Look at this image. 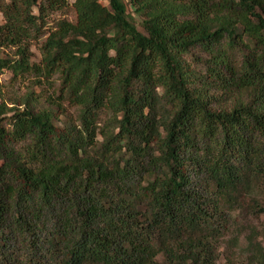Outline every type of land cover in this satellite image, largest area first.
<instances>
[{
  "label": "trees",
  "instance_id": "1",
  "mask_svg": "<svg viewBox=\"0 0 264 264\" xmlns=\"http://www.w3.org/2000/svg\"><path fill=\"white\" fill-rule=\"evenodd\" d=\"M129 1L142 30L123 0H0V75L79 108L59 129L0 87V264H264L253 225L234 257L264 216V0Z\"/></svg>",
  "mask_w": 264,
  "mask_h": 264
},
{
  "label": "rangeland",
  "instance_id": "2",
  "mask_svg": "<svg viewBox=\"0 0 264 264\" xmlns=\"http://www.w3.org/2000/svg\"><path fill=\"white\" fill-rule=\"evenodd\" d=\"M124 3L127 6V11L129 14H131L139 27L140 30L143 29L141 23H139V17L132 8L129 0H123ZM70 2H73V0H70ZM107 2V0H105ZM54 20L66 18L70 21L76 20V12L73 9V7H70L68 12H57L53 16ZM138 20V21H137ZM3 15L0 12V23H3ZM50 25L52 23H49ZM48 34H44L39 39L34 40L30 43L31 51L33 52V61L38 63L40 62L42 58V52H41V45L44 42L46 36ZM17 50V47L15 46H2L0 48V53L2 56H13L15 54V51ZM207 58L204 52H202L200 49H194L192 52L188 53L186 55L187 61L192 64V66L200 67L199 60H204ZM60 85L61 80L59 78V75H54L51 79H39L37 77H34L32 74L23 76V77H14V75L11 73V71L6 70L3 74L0 75V87L3 89L4 93V99L9 107H16V108H23L27 106L28 102L30 105H33L35 110H38L42 106H47L48 103L54 102V104L58 107L56 111V123L59 129L64 128V126L68 123L70 119L77 121L78 114H79V108L78 106L72 104L69 100L60 98ZM42 102L40 103L39 102ZM12 112H9L8 114H5L4 116H10ZM109 116L104 115L102 119L99 122L100 132H104V130L107 128V121ZM5 125L7 128H11L9 123L6 121ZM99 141L103 140V136L99 135ZM238 222L242 224L243 228V239L241 242V245L237 248L235 253V259L238 263H241L244 261L243 259L246 258L247 255V240L245 239V236L249 233V228L251 225H253L256 230H258V240L261 241L264 245V216L261 215L259 219H255L249 215H243L238 218ZM229 249H224L223 253L221 254V258L218 262V264H232L228 260V256L230 255ZM243 257V259H240ZM158 264H163V257L160 255L158 257Z\"/></svg>",
  "mask_w": 264,
  "mask_h": 264
}]
</instances>
